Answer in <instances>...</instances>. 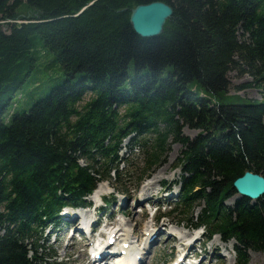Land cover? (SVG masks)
Wrapping results in <instances>:
<instances>
[{
	"label": "trees",
	"instance_id": "trees-1",
	"mask_svg": "<svg viewBox=\"0 0 264 264\" xmlns=\"http://www.w3.org/2000/svg\"><path fill=\"white\" fill-rule=\"evenodd\" d=\"M154 1L0 0V264H61L40 243L45 229L131 165L128 138L145 164L138 182L179 143L180 213L194 220L202 204L194 228L235 241V264L264 251V196L228 204L236 179L264 176V99L219 101L232 70L251 75L242 88H264V0H160L173 14L142 37L131 11ZM34 45L56 55L64 80L11 112L37 84Z\"/></svg>",
	"mask_w": 264,
	"mask_h": 264
},
{
	"label": "rangeland",
	"instance_id": "rangeland-1",
	"mask_svg": "<svg viewBox=\"0 0 264 264\" xmlns=\"http://www.w3.org/2000/svg\"><path fill=\"white\" fill-rule=\"evenodd\" d=\"M34 49L35 51L39 50V52H37L38 55L44 53L38 59L37 67L31 75V79L37 80V84L33 85L27 83L25 85L22 94L16 98L15 105L12 107L11 112L28 110L35 101L46 96L53 86L64 80L63 69L61 65L55 61L56 55L53 52L49 53L47 50L44 51V49L38 45H34ZM169 71L170 69H168L164 75L167 76ZM229 78L231 80V86L224 97L219 100L220 102L240 103L248 100L253 101L254 99H264L263 87H241L252 81L250 74L245 73L241 75L237 70H232L229 72ZM210 97L215 99L212 96ZM9 116L10 114L7 117V121H9ZM197 133L198 130L195 129H190L188 127L184 129V134L191 138L195 137ZM130 144L131 142L128 139L122 143L123 150L121 155L123 158H127L128 163L131 165L120 169V177L112 176L100 185L102 191L99 192V194L101 195V193L105 191L109 195V198H113L118 203H111L107 208L106 215L98 212L99 209L97 207V209L95 208V205L98 203L104 208L106 205L105 202H93V199L95 198L92 196H89L86 199V203L81 209L73 207L63 209L61 212V218H57L56 222L46 228L40 243L46 247L50 246L51 250L57 257V261L61 262V264H92L88 262L90 256L88 251L85 250V245L89 243V240L80 241L74 237L69 238L71 225L66 223L71 219L69 216H73V213H75L74 218L79 215V220H82L85 215L84 213H91L100 218L105 217L112 212L111 220L113 222V229L115 230H119L118 228L124 226L130 231L137 229V234L140 235L150 227V230L155 229L156 232L159 233L156 237V241L151 245L150 252L147 254L149 259H147L145 264H170L173 257L176 256L177 251L184 247L182 246V243L187 244L190 238H195L194 241H197L195 245H198L200 242L204 243L201 250L198 248L193 249L200 255L199 257L203 259L202 264H223V262H225L224 264H235L234 242H223L219 235H216L209 240L204 234L203 229H194L193 222L195 221V217L201 213L203 207L202 204L198 205L196 208L194 212V220H192L193 217H191V215L181 214V209L179 208H177L176 212L171 211L177 207L176 202L178 200L177 196L180 189L178 180L181 171L180 169H175V165L177 164L182 146L179 143L171 142L172 145L165 161L152 170L148 177L137 185L138 178L145 169V164L140 151L126 153ZM156 175L158 176V180L156 181L155 186L149 185ZM147 182V186L142 189V184ZM166 185L169 189H172V192L169 194L174 195L176 193L175 196L169 199H165L167 196H165L164 193L161 194V189L166 188ZM141 189L142 192L143 190L150 192V194H145V196H148L145 198L147 199L146 201L139 196ZM116 190L119 191L120 194L115 195L113 192ZM111 193L114 194L116 198H114L115 196L113 197ZM128 194H134L137 197H133L132 195L127 196ZM163 201L166 202V206L164 207H162L163 205H160ZM121 202L124 206H121ZM228 202L231 205L234 203V199H231ZM90 204L92 205L91 207L89 206ZM123 210L127 215L131 214L132 216L123 217ZM70 211H73V213H69L70 215L67 214ZM156 213L158 215H165L166 217L157 220V218H154ZM120 219H125L121 225ZM74 221L77 223H75L72 228L80 229L82 225H78L79 221L77 219ZM74 221H72V219L70 220L71 223ZM101 227L102 229L104 228L103 226ZM147 232L149 233V231ZM171 232H174L178 236H170L169 240L168 235ZM181 234L185 237L188 236V238H180ZM137 237L134 238L133 244L135 246L140 244V240H138ZM186 239L188 240L185 242L184 240ZM218 254L221 256V259L216 257ZM248 257L249 264H264V251H251Z\"/></svg>",
	"mask_w": 264,
	"mask_h": 264
},
{
	"label": "water",
	"instance_id": "water-1",
	"mask_svg": "<svg viewBox=\"0 0 264 264\" xmlns=\"http://www.w3.org/2000/svg\"><path fill=\"white\" fill-rule=\"evenodd\" d=\"M172 14L173 7L158 0L133 8L130 23L135 32L142 37L158 36L163 33L166 21ZM234 187L242 197L258 200L264 195V176L247 171L235 180Z\"/></svg>",
	"mask_w": 264,
	"mask_h": 264
},
{
	"label": "bare ground",
	"instance_id": "bare-ground-1",
	"mask_svg": "<svg viewBox=\"0 0 264 264\" xmlns=\"http://www.w3.org/2000/svg\"><path fill=\"white\" fill-rule=\"evenodd\" d=\"M158 180V176L156 175V176H154V180L152 181V182H150L149 183V185H152V186H155V183H156V181ZM149 182V181H148ZM160 182H161V179H160ZM160 182H159V184H160ZM148 184V183H147ZM147 184L145 185V186H147ZM144 186V187H145ZM101 186L99 185L98 187H97V189L95 190V192L91 195L92 197H94L95 199H93V200H98L103 194H104V191L101 193V195L99 194V192H101L102 191V189L100 188ZM143 187V188H144ZM142 188V189H143ZM142 189H141V192H140V198L142 199L143 197L145 198H147L148 196H145V194L146 193H148V194H150V192L149 191H146V190H143V192H142ZM159 190V189H158ZM157 190V191H158ZM133 197H137L136 195H134V194H131ZM131 195H127V196H131ZM112 200H114L113 198H112ZM114 201H116V200H114ZM97 208L100 210V209H102V207L101 206H97ZM96 208V209H97ZM127 210V209H126ZM86 216H88V217H93L94 215H92L91 213H84ZM122 214L123 215H127V213L123 210L122 211ZM130 216H132L131 214H129ZM79 215L78 216H76L75 218H73L72 219V221H74L75 219H77L78 221H79V224L80 223H82L81 222V219L79 220ZM132 219H133V217H132ZM120 221H121V223H120V225L125 221V219L124 220H122V219H120ZM71 223V222H70ZM75 223H77V222H73L72 224H75ZM118 223H119V221H118ZM125 224V223H124ZM127 224H128V222H127ZM126 226V225H125ZM145 227V226H144ZM152 227H153V224H152ZM114 228V227H113ZM113 228H108V231H107V233H108V236H107V238H106V241H103V242H101L100 241V245H101V247L103 248L101 251H97L96 253H95V256L98 254V255H104V254H106L107 253V251L109 250V247H106L107 246V244L109 243L108 241H109V239L112 237V236H115L116 238H117V241L115 242V245L117 244V243H120L122 240H123V242H124V244L125 243H130V246H129V248H125V246L124 247H122V246H120L121 248H124V249H126V251H128V258L127 257H124L123 258V262L121 263V262H116V264H145V262L147 261V259H149V256H147L145 259L141 256V254H143V253H145L146 251L145 250H147L150 246H151V244H153V242H155L156 241V239H155V237L153 238V240L151 241V242H148L149 241V239L153 236V234H154V231H155V229H152V230H150V227H148L147 228V231H149V233H148V236H146V238H145V235L147 234V231H144V232H142L140 235L139 234H137V229L135 230V231H133V233H134V237L131 235V231L130 230H128V228L126 227H124V226H122L119 230H115V229H113ZM149 229V230H148ZM144 230V229H143ZM120 231H123V232H120ZM123 236V237H122ZM138 236V238H142V237H144V239H143V246L141 247V246H139V247H137V248H135V246H134V240H132V239H134V238H136ZM187 238H188V236H186ZM185 236H183L182 234H181V237L180 238H186ZM169 240H170V238H168ZM139 240V239H138ZM183 246V245H182ZM94 247V246H93ZM193 249V247L191 248V250ZM91 253H92V251H91ZM137 256H140L139 257V259H138V257ZM98 257H102V256H98ZM120 257V256H119ZM135 257H137V258H135ZM103 258V257H102ZM121 259V258H120ZM119 259V260H120ZM89 260V259H88ZM139 260V261H138ZM88 262H90V260L88 261Z\"/></svg>",
	"mask_w": 264,
	"mask_h": 264
}]
</instances>
